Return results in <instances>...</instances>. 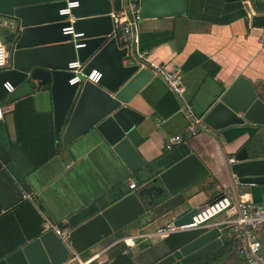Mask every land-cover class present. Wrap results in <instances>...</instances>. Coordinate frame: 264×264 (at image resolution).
Masks as SVG:
<instances>
[{"label": "crops", "instance_id": "obj_1", "mask_svg": "<svg viewBox=\"0 0 264 264\" xmlns=\"http://www.w3.org/2000/svg\"><path fill=\"white\" fill-rule=\"evenodd\" d=\"M260 1L264 0H189L185 16L138 22L137 49L148 54L150 64L179 69L186 87L180 97L160 76L154 74L132 99L129 106L144 117L129 137L147 163L141 173L132 174L96 132H90L70 147L59 141L61 148L56 155L44 165L34 168L31 161L42 159V154L50 148L47 133L53 130L57 140L52 95L23 83L0 100L4 112V119L0 121V148L10 149L14 158L13 167L2 170L14 179L24 193L23 200L34 204L45 223L66 225L91 208L98 209L97 214H100L137 191L142 177L150 174L148 165L169 154L165 146L171 136L184 138V143L176 146L172 153L186 146L208 168L210 174L207 178L160 205L175 202V210L153 219L158 207L155 208L122 230L123 238L95 246L80 256L82 260L98 256L93 264H111L110 249L118 242L128 240L126 245L134 263L152 264L169 253L165 239H135L133 244L132 239L136 236L175 222L189 211L197 210L223 195L230 196L235 202H264V186L240 184L228 170L232 164L230 160L244 147L252 160L264 159V127L247 123L217 132L208 128L196 136L188 134V111L204 119L218 97L239 77L250 80L260 99H264V32L251 26V15H264L256 12V3ZM6 32L9 28L0 19L1 41ZM27 98L32 99L34 110L23 103ZM37 114L47 117L42 119ZM19 139L27 141L29 151L24 152ZM261 139L263 144L255 149L248 148L250 141ZM131 180L137 184L136 190L130 189ZM5 195L0 190L3 206L12 202ZM237 218L238 210L232 209L214 220L222 232L223 245L202 260L217 252L226 239L232 237L231 233L226 234L224 223ZM232 232L236 234L232 249L221 257L225 258L221 263L216 262L221 258L211 263L244 264L242 235L234 229ZM257 234L264 254V226Z\"/></svg>", "mask_w": 264, "mask_h": 264}, {"label": "water", "instance_id": "obj_2", "mask_svg": "<svg viewBox=\"0 0 264 264\" xmlns=\"http://www.w3.org/2000/svg\"><path fill=\"white\" fill-rule=\"evenodd\" d=\"M79 6L72 10L74 30L83 36L64 35L70 27L60 11L66 0H0V19L12 36L6 49L11 55L8 68L0 71V100L7 95L4 84L50 92L54 104L57 138L70 147L90 132H96L122 159L132 174L141 173L147 163L130 140L144 117L129 105L154 76L148 63L138 57L137 43L125 45L114 31L111 13L121 12L128 0H70ZM189 0H140V19L185 16ZM251 26L264 29V15H251ZM79 61L86 75L102 74L99 84L86 81L70 85L75 77L69 64ZM214 132L247 123L264 127V102L254 84L239 77L215 102L204 117ZM229 173L240 184L264 186V159L252 160L246 147L234 157ZM209 170L195 154L182 159L157 175L141 179L135 192L95 215L70 235L71 247L81 256L118 232L136 223L161 204L182 195L209 176ZM0 190L12 202L7 210L20 204L23 191L10 175L0 172ZM14 191V192H12ZM9 192H12L10 194ZM5 195V196H6ZM1 198V197H0ZM197 210L177 218V226L191 223ZM219 228L203 231L195 240L152 264H195L223 245ZM69 249L53 231L44 233L0 264H65ZM225 258L216 262H222ZM214 264V263H211Z\"/></svg>", "mask_w": 264, "mask_h": 264}, {"label": "built area", "instance_id": "obj_3", "mask_svg": "<svg viewBox=\"0 0 264 264\" xmlns=\"http://www.w3.org/2000/svg\"><path fill=\"white\" fill-rule=\"evenodd\" d=\"M79 6L78 2H71L66 0V8L60 11V16L66 17L65 22L70 24V27L63 30L64 35L72 36L75 48H81L83 45H77L76 39L82 37V34H77L74 30V24L76 18L73 15L72 10ZM111 19L114 25V31L117 34L118 31L122 33L121 40L125 45L131 46L133 39L138 41L137 24L140 19V0H128L127 6L119 13H111ZM264 32V29H263ZM264 44V38L262 39ZM138 57L146 61L153 69L154 73L160 76L170 90L178 96H183L186 87L184 84V78L181 71L177 68H168L164 65H153L148 60V54L140 52L138 49ZM11 63V55L6 49V45L0 40V71L5 70ZM69 70L74 74V78L70 81V85L83 84L86 81L93 84H99L102 78V74L95 70L91 75H86L84 72V66L76 61L69 64ZM4 88L8 94L14 92V88L10 83L4 84ZM189 113V127L188 134L190 136H196L202 131H207L208 126L204 123L203 118H199L193 114L191 110ZM4 119L3 109L0 107V121ZM160 124L161 121L158 120ZM184 143L183 136L176 135L168 138L165 149L171 152L176 146ZM235 163L234 158L230 160ZM137 184L131 180L130 189L136 190ZM232 209L238 210V218L229 220L224 225L233 226L235 231H238L242 235L243 248L241 253L245 257L244 264H264V254L262 252V242L258 238V231L264 226V202L254 203L240 200L235 202L230 196H220L205 206L197 209V213L191 218V223L177 226L175 222L159 227L149 233L140 234L132 239L134 244L135 239H151L161 238L166 239L171 235L192 232V231H206L213 228H218V224L214 223V220L231 211ZM44 233L53 231L55 235L65 244L69 249V258L65 264H93L98 256H93L87 260H82L76 251L71 247L70 235L73 229H61L58 226L47 222L43 226ZM126 244L128 240H123ZM106 251V250H105Z\"/></svg>", "mask_w": 264, "mask_h": 264}, {"label": "trees", "instance_id": "obj_4", "mask_svg": "<svg viewBox=\"0 0 264 264\" xmlns=\"http://www.w3.org/2000/svg\"><path fill=\"white\" fill-rule=\"evenodd\" d=\"M256 12L258 14H264V1L256 3ZM117 34L119 37L122 36V33L120 31H118ZM3 37L4 38L2 39V42L4 44H7L12 40V36L8 32H6ZM262 101L264 102V99H262ZM23 103H26L28 107L34 110V104L31 98H27L23 101ZM21 104L22 102L18 105ZM37 115L42 119H45V117H47V115L44 114ZM57 140L55 139L53 130L50 133H47V143L50 148L46 150V153L42 154V159L31 161L34 168L44 165L56 155V153L61 148V143L59 142L60 140L58 138ZM18 141H20V145L25 148L24 152H26L27 141L23 139H19ZM260 144H263L262 139L257 141H250V143L248 144V148L255 149ZM174 152H169V154L164 155L160 160L149 164L148 167L150 174L158 175L161 170L172 167L191 154V150L186 146H182L178 150L175 149ZM13 163L14 158L12 157L11 150L5 149V147H3V149L0 148V171L4 167L12 168ZM175 208V202L165 203L164 205L159 206L154 211L153 219H157L168 213L169 211L173 209L175 210ZM97 213H99L98 209L91 208L90 211L72 218L68 224H61L58 225V227L61 229H74L80 224L94 217ZM44 223V219L39 214L38 210L35 208L34 204L31 201L27 199L23 200L20 204L16 205L12 209L7 210L4 208L0 200V261L20 250L29 242H32L42 236L44 232ZM224 230L226 234L231 233L230 236L232 237L229 240L227 238L224 246L217 252L212 254L210 257L202 260L201 262H198L197 264H210L211 262L220 259L222 256H224V254L228 253L232 249L234 241L236 240V234L234 235L232 232L233 226L226 225L224 227ZM202 232L203 231H192L174 234L166 238L165 241L170 251L175 252L195 240ZM123 236V231H120L110 239L119 240L123 238ZM128 251L129 248L123 241L118 242V244H116L109 251V256L112 259L111 264H135Z\"/></svg>", "mask_w": 264, "mask_h": 264}, {"label": "rangeland", "instance_id": "obj_5", "mask_svg": "<svg viewBox=\"0 0 264 264\" xmlns=\"http://www.w3.org/2000/svg\"><path fill=\"white\" fill-rule=\"evenodd\" d=\"M113 239H109L107 242H111Z\"/></svg>", "mask_w": 264, "mask_h": 264}]
</instances>
